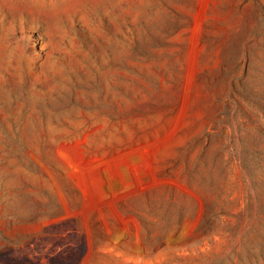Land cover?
<instances>
[{
  "label": "rangeland",
  "instance_id": "obj_1",
  "mask_svg": "<svg viewBox=\"0 0 264 264\" xmlns=\"http://www.w3.org/2000/svg\"><path fill=\"white\" fill-rule=\"evenodd\" d=\"M0 264H264V0H0Z\"/></svg>",
  "mask_w": 264,
  "mask_h": 264
}]
</instances>
